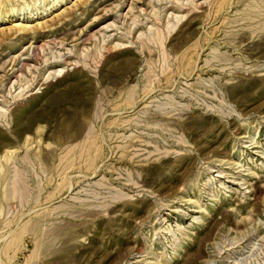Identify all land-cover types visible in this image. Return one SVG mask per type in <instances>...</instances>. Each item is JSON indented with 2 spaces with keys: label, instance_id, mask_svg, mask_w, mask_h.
<instances>
[{
  "label": "rangeland",
  "instance_id": "374dc122",
  "mask_svg": "<svg viewBox=\"0 0 264 264\" xmlns=\"http://www.w3.org/2000/svg\"><path fill=\"white\" fill-rule=\"evenodd\" d=\"M54 1L0 0V264H264V0Z\"/></svg>",
  "mask_w": 264,
  "mask_h": 264
},
{
  "label": "bare ground",
  "instance_id": "6f19581e",
  "mask_svg": "<svg viewBox=\"0 0 264 264\" xmlns=\"http://www.w3.org/2000/svg\"><path fill=\"white\" fill-rule=\"evenodd\" d=\"M57 2H59V0H55L54 2H53V4H52V6H54V4L56 5V3ZM47 9H49V8H47ZM45 11V8H44V10L42 11V12H40V13H43ZM37 14V13H36ZM24 17H22L21 18V20H24L23 19ZM18 24V26L16 27V29L18 30V31H23V30H25V25L24 24H21V23H17ZM27 26V25H26Z\"/></svg>",
  "mask_w": 264,
  "mask_h": 264
}]
</instances>
